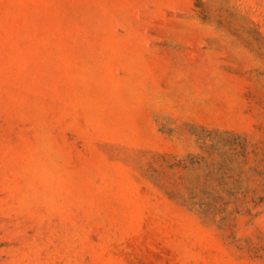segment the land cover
Segmentation results:
<instances>
[{
	"label": "rangeland",
	"instance_id": "rangeland-1",
	"mask_svg": "<svg viewBox=\"0 0 264 264\" xmlns=\"http://www.w3.org/2000/svg\"><path fill=\"white\" fill-rule=\"evenodd\" d=\"M0 264H264V0H0Z\"/></svg>",
	"mask_w": 264,
	"mask_h": 264
}]
</instances>
